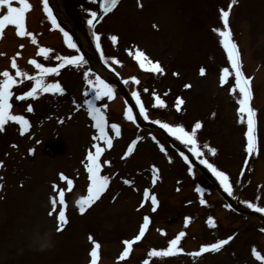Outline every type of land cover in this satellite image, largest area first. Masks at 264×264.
<instances>
[{"label":"rangeland","instance_id":"rangeland-1","mask_svg":"<svg viewBox=\"0 0 264 264\" xmlns=\"http://www.w3.org/2000/svg\"><path fill=\"white\" fill-rule=\"evenodd\" d=\"M29 2L32 8L27 12L30 20L27 31L33 30L37 33L40 30L41 33L36 37L51 45L56 55H76L74 49H69L64 44L61 32L48 34L45 31L51 24L41 10L43 6L41 0H29ZM239 2L240 9L234 10L233 5L230 12L235 31L233 39L237 42L241 53L242 71L252 78L253 105L257 110L258 123L262 124L258 133L261 135V143L256 161L251 164L250 186L245 191L239 187L238 182L239 176L252 159V156L248 157L244 150L246 126L237 122L238 105L236 97L228 92L229 85L220 86L218 82L220 69L229 65L226 54L219 44V37L212 31L213 28L222 26L219 10L221 8L227 10L230 0H123L113 11L115 13L106 18L99 31L97 30L98 33H103L101 48L105 58L109 59L111 67L106 66L98 55L95 56L94 50L92 53L93 48H90L85 35L90 11L97 12V0H50V7L52 10L54 7L58 8V21L59 15L64 16L76 33L82 36L80 44L86 45L88 51L94 55L93 61L101 67L95 72L96 74L105 78L113 87L117 85V88L119 82L112 72L113 68H116V71L119 68L127 79L132 76L139 79V85L129 83L124 86L126 91L136 90L140 93L141 102L148 113L157 111L149 115L152 120L158 117L162 122L172 125L182 124L190 131L196 121L205 117L197 137L201 141L212 139L219 147L214 164L230 176L233 187L232 200L238 206L251 210L243 201L264 207V37L261 35L264 34V0H238L236 4ZM249 8L253 14V26L242 23L248 20L244 14L250 12ZM170 18L180 20L179 25L170 26L169 29L173 32L165 29L163 25ZM9 26H6L5 37L1 42L0 53L4 54L0 55V72L8 70L14 75L15 70L11 68L8 56L22 44L24 45L22 51L35 52L36 44H32L29 37L18 38L15 29ZM158 28L160 31L157 30ZM111 35L120 37L115 45L109 39ZM256 35L259 38L256 39ZM50 36H53V41L56 42L49 40ZM137 48L144 51L153 61H159L165 69L164 74L159 75L140 69L134 59V50ZM128 50H133V55H130ZM112 57L121 63L119 65L112 63ZM57 63L58 61L53 59L50 66L54 67ZM17 65L21 68L22 63ZM89 65L90 63L78 68L65 66L60 70L63 76L59 83L66 94V99L59 100L60 104L57 101L58 96L52 93L40 95L36 100L31 98L25 101L16 100L17 95L30 90L33 85L30 80H24L19 84L21 88L12 89L13 114L18 115L17 113L24 109L23 115L30 123L34 122L35 126L39 124L38 119H52L51 115L58 119V123L66 124L57 126L56 119H52L43 127L30 128L26 135L32 142L18 134V128L14 127L19 125L13 122H9L6 130L0 133V161H3L4 165L0 167V185H2L0 187V264H89L91 248L89 235L101 244L100 264H115L113 260L120 253L122 240L135 234L140 218L150 214L151 207L143 199L145 188L153 190L161 199L160 210L157 209L155 212L151 210L155 225L165 223L163 220H171L165 228L173 232L174 223L178 230L181 229L182 214H189L190 222L196 221L197 224L189 232L190 235L187 237L186 233L181 240L180 246L185 250L197 251L202 244L233 237L219 252L204 253L200 257H194L192 261L189 256H183L182 259L172 257L170 262L162 264H253L254 261L250 258V246L255 244L256 247L264 250L262 232L264 220L252 215L236 214L232 207H228L225 200L220 201L216 194L208 200L210 205L208 207L203 205L204 209H202L199 203L200 197L195 196L191 188L194 184L191 181L192 172L189 173L180 164L178 151L172 147L171 141L164 139L163 134L158 130L150 131L144 126V128H135L131 121L125 120L122 116L124 102L121 101V95L112 106L106 97L102 102H96L98 106L101 103L107 104V108L104 109L107 121L109 125L118 123L121 135L113 136V147L106 148V153L101 156L102 175L110 176L107 191L102 194L93 210L89 212L87 209L85 214L79 213L76 200L87 194L89 183L83 163L86 152L91 146V135L95 134L92 131L91 120H84L85 110L82 103L84 99L92 98L84 95L87 85L83 79V72ZM201 67L206 70L204 76L199 74ZM231 80L230 77V82ZM185 84H190L191 87L186 89ZM144 88H147L148 92H144ZM153 92L165 100L166 108L153 107ZM178 96L184 100L179 112L174 108ZM69 101L74 104L73 109ZM28 103L33 105L29 117L26 112ZM75 103L80 107H76ZM56 109L59 111L55 112ZM137 109L139 111L138 106ZM140 120L143 123L147 122ZM109 135L112 136V132L109 131ZM153 136L159 143H154L156 140L152 139ZM136 137L142 139L137 141L133 152L128 157H124L123 153L127 151V146ZM171 139L174 143L179 142H175L174 137ZM34 141H36L35 145ZM160 145L164 146V152L160 151ZM30 148H35L34 154L28 153ZM105 159L109 160L110 164H103ZM153 165L160 169L158 181L163 182V184L158 183L157 187H154L156 184L153 186L148 181ZM192 169L194 171V168ZM59 173H64L73 180L72 192L66 193V182L59 180ZM126 179L133 183L124 184L123 181ZM53 183L58 189L65 190L66 215L69 221L59 232L56 230L55 214L48 215L50 197L57 195L51 187ZM254 186L260 189L256 192ZM175 189L181 190V193L176 194ZM117 192L119 194L116 195ZM204 193L203 196L207 198L209 193L206 189ZM183 203H186L185 206ZM189 203L193 205L187 207ZM59 207L60 205L57 204V208ZM199 207L202 210L199 211ZM209 217L213 218L215 227L208 225ZM45 231L52 234L53 246L44 251L35 250L31 243L33 236L36 233L43 234ZM157 232L159 233L154 226L151 227V232L136 248L131 261L124 264L138 262L144 256L147 247L164 244L166 239L161 238L167 237L158 238Z\"/></svg>","mask_w":264,"mask_h":264},{"label":"snow or ice","instance_id":"snow-or-ice-1","mask_svg":"<svg viewBox=\"0 0 264 264\" xmlns=\"http://www.w3.org/2000/svg\"><path fill=\"white\" fill-rule=\"evenodd\" d=\"M238 2V0H230V3L227 6V10L221 8L219 10V18L222 26L213 28L212 31L215 32L219 37V44L222 46L224 53L226 54V60L229 66L223 67L220 69L218 82L220 86L229 85L228 92L236 97V103L238 105L236 111L238 114L237 122L246 126V131L244 132L245 136V153L248 157L258 154V136H257V110L252 106L251 101L253 100V90L251 88L252 78L246 76L242 71V61L241 53L237 42L233 39V33L230 28L229 17L230 12L233 7ZM43 5V11L50 21L54 29H59L63 35V42L69 49H74L77 53L76 55H55L51 57L52 59L58 61V63L52 66H45L44 63L37 62L36 59L29 60V63L35 67L37 70L35 75H29L26 71L21 70L16 62V57L11 59V68L15 70L14 75L10 74L8 70L0 72V133H3L6 130V125L9 122H13L19 125L20 135H24L31 128L29 120L24 115H16L11 112L12 103L10 102L13 92L12 88L14 85L23 83L24 80H30L33 82L30 90L24 91L22 94L17 95L15 98L18 101H25L28 98L36 100L40 95L44 93H52L56 95H63L65 89L61 84L57 82L50 83L47 81V77L50 74H60V70L65 68V66L73 67H82L88 64V61L85 59L83 53L77 45V42L74 40L73 35L69 31H66L57 21V17L54 15L52 8L50 7V0H41ZM18 4V6H14ZM119 0H102L101 11L104 13H109L117 7ZM142 6V5H141ZM32 5L29 0H0V38L3 37V32L6 26H15L16 35L19 37H29L32 44H37V37L31 31L26 30V13L31 10ZM99 19L102 17L98 16L96 11H90V18L87 19L86 23L90 29H92L91 36L95 42L96 51L100 53V59L104 62L105 65L111 67V63L108 58H105V55L101 49V35L95 31L96 23L99 22ZM155 27V25H154ZM112 44L115 45L118 41L116 35H111L109 37ZM21 48L24 45H20ZM130 55H133V50H128ZM53 52V49L48 47H39L38 56H42L44 60L50 58L49 54ZM3 55V53H0ZM20 53L17 52L16 56H19ZM134 59L139 65V68L163 75L165 69L161 66L159 61H153L144 51L139 48L134 50ZM111 62L115 64H120L121 62L115 57L111 58ZM115 71V69H112ZM199 74L204 76L206 70L204 67L199 69ZM173 75H178L173 73ZM230 77L232 78L230 82ZM19 78V79H17ZM83 79L87 85L84 95L86 97L90 96L91 99H85L83 101L84 105L87 106V115L91 117L93 122V127L96 130V134L92 136V143L90 148L86 152L85 162L83 167L86 171V179L89 181L87 184V194L80 196L76 200L78 205V211L80 214H84L88 208H90L96 201H98L102 194L107 190L110 182V176L102 175V163L101 156L105 152V149H111L113 147V136L109 135V128L114 133L115 137L121 135L120 125L118 123H111L109 125L104 109L107 108V104L101 103L99 106L96 102H102L103 98L112 100L114 97V88L113 85L108 83L105 79H102L100 75L94 73L91 68H88L83 72ZM125 85H128L130 82L135 85H139L140 81L135 76L125 79ZM190 84H185L184 88H190ZM144 92H148L147 88L143 89ZM167 93H165L166 95ZM154 98L153 107H158L160 109L166 108V102L161 98L160 95H157L155 92L152 93ZM131 97L135 100V105L139 108L138 115L144 120H148L149 116L147 115V109L144 104L141 102L140 93L136 90L131 91ZM184 104V100L181 97H176L174 108L177 112L181 111V106ZM33 111V105L31 103L27 104L26 112L31 113ZM123 118L127 121L133 123L136 122V117L133 115V108L126 107L123 111ZM152 123L159 125L170 137H174L176 141H179L183 144L188 152L192 156L199 159V163L205 166L212 175L219 182L223 190L228 193L230 196L233 193L232 183L230 182V176L223 170H219L214 163L209 162L208 159L204 158L205 153L202 149H206L210 155H215L217 149L215 147H210L207 143L202 146L199 145L197 139V132L202 128V122L196 121L191 130H186L182 124L172 125L167 122H162L159 119L153 120ZM142 139V137H136L131 143L127 146V151L123 153L124 157H128L134 150V146L137 144V141ZM153 140H156V137H152ZM39 143V142H37ZM157 143H159L157 141ZM103 145V146H102ZM15 147V145H13ZM34 149H28L30 154H34ZM160 151L164 152V146L160 145ZM180 156L183 158L185 163L188 165V172H192V162L189 160V157L183 152L180 153ZM171 162V158L169 157ZM247 163V161H245ZM103 164H110V161L105 159ZM3 161H0V167H3ZM152 176L151 183L154 186L158 179L159 169L155 165L152 166ZM58 178L60 181L66 182V187L71 191L73 187V180L69 178L64 173H59ZM124 184L131 185L133 182L131 180H124ZM2 187V185H0ZM52 189L57 195L50 197V211L49 216L55 214V219L57 221L56 230L62 231L64 227L68 224V217L66 215V203H65V190L63 188H57L55 183L52 184ZM197 193H200L199 203L201 205L206 204L205 199L203 198V190L199 187L195 189ZM143 199L146 202H150V207L153 212L157 210L158 200L154 193H150L148 188L143 190ZM246 206L250 209L264 214V207H260L255 203L250 201H243ZM57 204L60 205L57 208ZM143 206V205H141ZM228 207H231L229 205ZM190 222V217H185L184 226L187 227ZM210 227H215V223L212 217L208 218L207 221ZM150 217L145 215L142 218V223L138 227V233L130 239H125L122 241L123 250L119 254V260H125L131 253L133 245L136 242L142 240L145 236L146 231L149 229ZM158 231L163 235L164 230L158 229ZM185 231H180L173 238L167 240L166 247L163 248H152L148 251L147 256L149 258H163V257H173L179 254L184 253V248L181 247V240L185 237ZM233 239L232 236L227 237L226 239H219L213 243L202 244L197 251L189 252L187 255L191 257H200L204 253L208 252H219L223 246L227 245ZM88 240L91 242V248L89 252L90 261L89 264H98L100 259V249L101 244L97 242L91 235L88 236ZM252 255L256 260L261 261L264 264V256L256 250L255 247L251 250ZM143 264H149V259H145Z\"/></svg>","mask_w":264,"mask_h":264},{"label":"clouds","instance_id":"clouds-1","mask_svg":"<svg viewBox=\"0 0 264 264\" xmlns=\"http://www.w3.org/2000/svg\"><path fill=\"white\" fill-rule=\"evenodd\" d=\"M31 243L35 250L44 251L53 246L52 234L49 231H45L43 234L36 233Z\"/></svg>","mask_w":264,"mask_h":264},{"label":"bare ground","instance_id":"bare-ground-1","mask_svg":"<svg viewBox=\"0 0 264 264\" xmlns=\"http://www.w3.org/2000/svg\"><path fill=\"white\" fill-rule=\"evenodd\" d=\"M172 25H173V27H175L176 23H175V22H170V19H169L168 21H166V24H165L166 29H169L170 26H172ZM169 30H170V29H169ZM170 32H171V30H170ZM178 33H179V32H178ZM42 200H44L43 196H42Z\"/></svg>","mask_w":264,"mask_h":264}]
</instances>
